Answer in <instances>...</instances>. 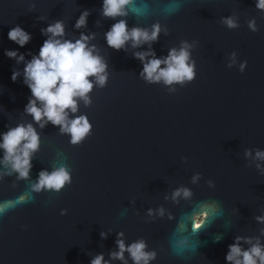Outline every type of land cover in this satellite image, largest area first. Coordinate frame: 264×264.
Listing matches in <instances>:
<instances>
[{
  "label": "water",
  "instance_id": "95a60500",
  "mask_svg": "<svg viewBox=\"0 0 264 264\" xmlns=\"http://www.w3.org/2000/svg\"><path fill=\"white\" fill-rule=\"evenodd\" d=\"M255 2L133 0L129 27L159 20L168 29L152 45L157 56H166L181 40L198 42L191 50L195 79L169 92L163 84L140 78L143 65L133 53L142 49L117 51L107 46L104 33L115 21L101 18L103 0H0V133L8 125L31 120L23 113L30 89L22 75L15 82L11 79L12 71L22 70L24 64L7 57L6 49L31 59L29 53L38 54L47 39L41 28L63 19L65 38L95 32L91 43L108 61L106 86H94L90 106L80 104V113L93 125L90 136L74 146L58 126H37L41 147L32 161V179L41 169L51 171L54 162L66 163L72 183L59 193H30L21 201L32 181H16L15 175L0 179V264H90L96 253L108 258L119 231L127 243L144 238L149 249L156 250L150 264H227L228 245L236 235H260L264 224L254 217L264 215V173L244 155L246 148L264 149V12ZM31 3L36 6L30 10ZM84 9L91 10L87 28L76 29ZM231 14L239 17L238 28L220 23L222 16ZM253 17L257 32L247 25ZM17 24L32 36L22 48L8 39ZM233 51L238 63L229 68ZM244 60L248 63L240 72ZM197 172L201 176L194 184L191 178ZM181 185L193 196L176 203L171 193ZM211 201L220 211L209 210L202 228L193 230V212ZM148 208L154 210L152 216ZM62 209L66 214L61 215ZM109 230L102 239L100 232ZM218 234L222 239L217 242ZM184 236L188 250L176 255L174 242Z\"/></svg>",
  "mask_w": 264,
  "mask_h": 264
},
{
  "label": "clouds",
  "instance_id": "9594fccd",
  "mask_svg": "<svg viewBox=\"0 0 264 264\" xmlns=\"http://www.w3.org/2000/svg\"><path fill=\"white\" fill-rule=\"evenodd\" d=\"M133 0H103L100 16L102 19H112L115 22L104 33L107 46L114 50H125L128 47L142 49L135 51L133 56L143 65L139 76L148 84L160 83L167 87L169 92H175L176 85L181 87L192 82L196 77V61L192 58L191 50L198 43L181 40L179 47H171L166 56H157L152 45L159 41L163 31L168 33L166 27H162L159 20L149 26L139 23L129 27L127 17L130 14V5ZM35 3L30 4V10L35 8ZM255 8L264 12V0H256ZM89 9L81 11L76 19L74 28H87ZM96 25L101 20L95 21ZM220 23L228 29L240 26L239 17L235 14L222 16ZM248 28L252 32L259 31L256 19L247 20ZM41 34L47 39L39 48L38 54H31V59H25V54L18 50L6 49L5 55L15 59L17 64L23 63L22 70L16 68L12 71L11 79L16 81L23 76V83L30 89L31 95L24 106L23 113L30 116V121H21L15 126H7V131L0 133V179L15 175L16 181L31 180L29 192L21 195L19 199L25 201L30 193L42 191L59 193L66 185L72 183V173L66 163L56 162L48 168L41 169L35 179L31 177L33 158L41 147V135L37 130L44 129L49 123L58 126L59 133L70 137L71 145H80L92 132V123L87 114L80 113L81 102L85 107L92 104L90 93L94 86L104 88L108 82V61L100 54L96 44L91 43L96 38L95 32H79L78 38L68 39L63 19H56L46 27L41 28ZM8 39L18 44L21 48L28 44L32 36L20 25L12 27L8 32ZM147 45V48H143ZM238 55L236 51L229 54L227 66L237 65ZM247 60L239 62V71L243 72L247 66ZM163 65V67H162ZM80 113V114H78ZM246 158L256 162V167L264 173V149L251 148L244 150ZM182 159L187 160V157ZM201 173H195L191 180L197 183ZM210 187H214V181H207ZM193 192L189 187H176L171 193V199L179 203L182 198L189 200ZM168 199V196H165ZM200 211L193 212L191 227L200 230L209 217V210L219 212L220 205L216 201L203 202ZM67 210L62 209L61 215ZM154 210L147 209V215L152 216ZM159 215L164 216L165 209H158ZM137 214H139L137 212ZM173 216L169 213V219ZM255 221L264 224V215H256ZM111 232L101 231L102 239H107ZM264 228L260 229V235L245 236L236 235L234 242L228 245L225 256L227 264H264ZM215 241L222 239V234L214 237ZM189 239L184 236L177 239L173 245L176 255H183L188 250ZM247 245V247H245ZM127 254V255H126ZM157 252L149 249L144 238L126 242L125 233H116L115 248L105 253L99 252L92 256L90 264H112L120 261L121 264H150L155 260Z\"/></svg>",
  "mask_w": 264,
  "mask_h": 264
}]
</instances>
